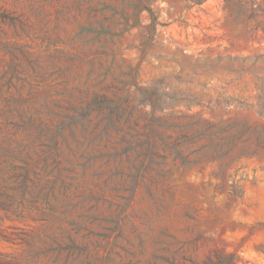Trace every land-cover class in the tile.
Wrapping results in <instances>:
<instances>
[{
	"label": "rangeland",
	"instance_id": "obj_1",
	"mask_svg": "<svg viewBox=\"0 0 264 264\" xmlns=\"http://www.w3.org/2000/svg\"><path fill=\"white\" fill-rule=\"evenodd\" d=\"M135 1L0 0V264H264V0Z\"/></svg>",
	"mask_w": 264,
	"mask_h": 264
},
{
	"label": "trees",
	"instance_id": "obj_2",
	"mask_svg": "<svg viewBox=\"0 0 264 264\" xmlns=\"http://www.w3.org/2000/svg\"><path fill=\"white\" fill-rule=\"evenodd\" d=\"M153 1L154 0H136L135 2L131 3V5L134 7V9L136 10L133 21L131 23L127 24L129 27H135V26H139L140 22H141V18L140 15L142 13L143 10H147L149 12L148 18L150 20L148 26L150 28V31L152 32V35L154 36L156 34L157 31V26L158 25H166L165 23H163L160 20V17L158 14H156L155 10L153 9ZM3 16V15H0ZM2 19V17H0ZM90 31L96 32L97 35H118L117 33H114L113 31L109 30L106 27L101 26L100 29H89ZM164 93H159L158 92V88H152L151 90V94L150 96L156 95L157 98L155 101H153L152 99H149L151 104L154 107H158L160 105V103L162 102V96ZM151 98V97H150ZM90 109H102V108H108V115L106 116V118L108 119V124L112 125L113 127H115L114 121L112 116L116 115V116H120L119 113V109H121L123 107V102L121 101H116L114 99L111 98H106L105 96H101L100 98H94L91 103L89 104ZM87 114V112H86ZM20 116H22V114L19 113ZM84 115V114H83ZM22 118V117H21ZM29 121L31 122V119L29 117ZM16 125H18L17 123H15ZM25 124V123H24ZM64 126V123H61L58 127L57 130L54 134L53 137H51V146L56 149L58 142H57V137L61 136L60 132L62 130V127ZM148 144L150 145V147L152 148V144H150L148 142ZM49 146V145H47ZM50 147V146H49ZM15 168V167H14ZM23 171L19 174H17L16 176H21V180L19 182V187L21 188V192H20V197L21 199L25 198V195L28 193L31 195L32 197V202L35 203L37 201V196L38 195H42V198L44 200V202L48 205V196L49 193L45 192L44 190L46 188H50V190L53 188V183L45 185V186H41L38 189H34L33 185H34V180L30 177V169L28 167H20ZM28 182H31V186L28 184ZM16 187H12V189H15ZM14 202L12 201H4L0 204V206L4 209H9L12 207ZM53 208V206L51 207V209ZM4 236V235H3ZM6 238V237H3Z\"/></svg>",
	"mask_w": 264,
	"mask_h": 264
}]
</instances>
